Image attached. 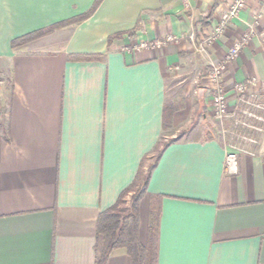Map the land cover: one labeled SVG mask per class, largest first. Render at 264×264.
<instances>
[{"label": "crops", "instance_id": "1", "mask_svg": "<svg viewBox=\"0 0 264 264\" xmlns=\"http://www.w3.org/2000/svg\"><path fill=\"white\" fill-rule=\"evenodd\" d=\"M94 2L0 0V264H98L99 214L163 143L138 205V237L154 264H264V133L226 174V145L204 126L211 98L202 83L208 60L221 62L253 30L222 86L235 112L245 107L235 84L252 79L248 91H264V0H247L204 55L199 42L232 0H101L80 23L12 46ZM167 35L175 42L138 46ZM188 74L200 88L187 81L171 103L172 84ZM191 111L200 114L193 127ZM181 118L186 131L167 140ZM104 264L133 260L118 248Z\"/></svg>", "mask_w": 264, "mask_h": 264}, {"label": "built area", "instance_id": "2", "mask_svg": "<svg viewBox=\"0 0 264 264\" xmlns=\"http://www.w3.org/2000/svg\"><path fill=\"white\" fill-rule=\"evenodd\" d=\"M246 3L247 0H232L226 12L217 21L213 32L199 43L198 50L200 52L205 53L206 44L215 40L230 21L239 17ZM253 33L251 30L234 41L224 59L217 64H210L204 74L205 79L213 86L211 98L213 117L220 124V136L227 148L224 172L228 175H234L238 172L240 155H252L253 147L259 144L258 135L264 133V91L249 92L248 85L253 82L252 79L235 84L234 89L238 93V101L245 106L235 112L230 109L226 91L222 86L223 74L228 63L240 55L244 44L247 43ZM173 40H176V37L168 35L163 40L140 42L138 46L139 48H159L166 42ZM229 117L232 119L233 129L226 126Z\"/></svg>", "mask_w": 264, "mask_h": 264}, {"label": "trees", "instance_id": "3", "mask_svg": "<svg viewBox=\"0 0 264 264\" xmlns=\"http://www.w3.org/2000/svg\"><path fill=\"white\" fill-rule=\"evenodd\" d=\"M100 2L101 0H95L94 4L87 12L54 24L46 30L34 31L17 38L12 41V46H19L48 32H52L59 27L80 23L96 10ZM166 145L167 143H163L161 148L156 150L154 161L148 167L146 173L140 178H137V180L130 185L124 193H122L116 204L99 214L96 223L97 233L101 244V253L99 255L98 264H104L110 252L118 248L125 249L127 254L132 258L133 264H154L155 251L152 250L151 252L147 247L143 246L138 237V205L140 199L145 194L149 172ZM128 192H131L130 205L127 209H124L121 205L124 203V197ZM150 236V240L154 244L155 219L152 220Z\"/></svg>", "mask_w": 264, "mask_h": 264}, {"label": "rangeland", "instance_id": "4", "mask_svg": "<svg viewBox=\"0 0 264 264\" xmlns=\"http://www.w3.org/2000/svg\"><path fill=\"white\" fill-rule=\"evenodd\" d=\"M219 20V19H218ZM168 36V35H167ZM167 36H165L163 39H165ZM160 40H163L162 38H159ZM202 41V40H201ZM200 41V42H201ZM173 42H175V40H173V41H170V42H166L164 45H162L161 46V48L162 47H164V46H166L167 44H169V43H173ZM199 42V43H200ZM198 48V47H197ZM230 49V48H229ZM198 50V49H197ZM198 52L200 53V54H202V55H204V53H202V52H200L199 50H198ZM225 57V56H224ZM224 59V58H223ZM217 64V63H214V62H211V61H209L208 60V64L210 65V64ZM208 65V66H209ZM208 69V68H207ZM226 71V70H225ZM206 72V71H205ZM205 77V76H204ZM196 78H197V76H195L194 74H188V75H185V76H183V83L182 84H180V85H178V87H175L174 86V84H172V86H171V90H169L170 92H169V96H168V98H169V100L171 101V103H174L175 101H179V97H178V95L179 94H181V90H180V87H183L184 86V84H186V82L187 81H194L193 82V88L195 89V88H197L198 87V85H199V82H197V80H196ZM196 81V82H195ZM171 83V82H170ZM202 83L204 84V87H203V89H206V91L210 94L209 95V98H212V94H213V86L212 85H210L209 83H208V81L206 80V79H203L202 80ZM198 88H200V87H198ZM208 89V90H207ZM196 94H197V92H195ZM175 95H177V96H175ZM226 96H227V94H226ZM174 107V106H173ZM173 107H171V109L173 108ZM209 107H206V112H205V114H207L208 115V113H210V115H208V116H206V117H208L207 119H206V123H205V127L206 128H210V129H213L214 131H216V134L218 135L219 133H220V124H219V122L213 117V111H212V104L210 105V109H208ZM185 113V112H184ZM183 113V114H184ZM189 118H192V122L190 123V126H194V125H197V123H199V120H200V114L199 115H194V112H190V114H189V116H188ZM189 118H187V119H185V118H181L180 120H182L181 122H179V124H177V125H174V127L172 128V129H170V131L171 132H167V135H168V139L167 140H170V139H172V137H171V135L172 134H174L176 137H179V136H181L182 134H184V131H186V123L187 122H189ZM185 119V120H184ZM212 123H213V125H212ZM219 130V131H218ZM172 132H175V133H172ZM165 141V140H164ZM129 205H130V196H128V198H126V200H124V203L121 205V207L122 208H124V209H127L128 207H129ZM148 248V247H147ZM150 248V247H149ZM148 248V249H149Z\"/></svg>", "mask_w": 264, "mask_h": 264}, {"label": "water", "instance_id": "5", "mask_svg": "<svg viewBox=\"0 0 264 264\" xmlns=\"http://www.w3.org/2000/svg\"><path fill=\"white\" fill-rule=\"evenodd\" d=\"M200 94L202 93V91L199 92Z\"/></svg>", "mask_w": 264, "mask_h": 264}]
</instances>
